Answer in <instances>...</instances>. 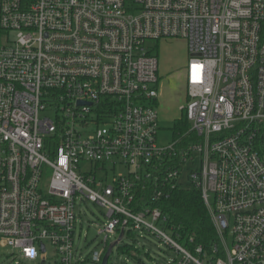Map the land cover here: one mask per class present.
<instances>
[{
  "label": "built area",
  "instance_id": "obj_1",
  "mask_svg": "<svg viewBox=\"0 0 264 264\" xmlns=\"http://www.w3.org/2000/svg\"><path fill=\"white\" fill-rule=\"evenodd\" d=\"M170 37L188 42L190 128L159 145L146 40ZM108 162L127 173L107 183L95 171ZM191 185L217 233L209 248L184 245L161 206ZM85 200L107 218L86 255ZM137 232L173 248L169 264H264V0H0V240L27 260L49 243L56 264H102Z\"/></svg>",
  "mask_w": 264,
  "mask_h": 264
},
{
  "label": "rangeland",
  "instance_id": "obj_2",
  "mask_svg": "<svg viewBox=\"0 0 264 264\" xmlns=\"http://www.w3.org/2000/svg\"><path fill=\"white\" fill-rule=\"evenodd\" d=\"M146 46L157 56L158 69V97L156 108L160 129L157 134L159 145H167L173 141L174 121L182 116V106L187 102V63L190 53L188 42L181 37H170L146 40ZM41 117H49L55 120V113L47 111L41 113ZM199 166L196 159L194 163H188L183 167L180 181L187 183L186 174L189 169ZM86 167V166H85ZM48 170L47 178L50 175ZM97 177L105 178L107 183H112L113 176L126 174L127 170L120 166H114L108 162L104 169L95 171ZM78 220L75 225V246L79 247L83 254H90L103 244L104 233L99 229L107 220L105 209L89 200L80 201L76 204ZM159 226V225H157ZM160 227V226H159ZM164 229V228H163ZM171 235L170 231H166ZM116 235L109 234V242H113ZM185 245V242H182ZM177 254L173 248L160 240L156 235L148 232L126 234L117 242L109 257V264H169ZM46 258V264H56L58 257L54 247L47 243L46 253L40 254L34 260L23 259L18 250L0 240V264H41Z\"/></svg>",
  "mask_w": 264,
  "mask_h": 264
},
{
  "label": "trees",
  "instance_id": "obj_3",
  "mask_svg": "<svg viewBox=\"0 0 264 264\" xmlns=\"http://www.w3.org/2000/svg\"><path fill=\"white\" fill-rule=\"evenodd\" d=\"M189 128L190 124L182 112V116L174 121L173 138L182 137ZM161 206L167 216L168 227L173 234L179 235L180 241L186 242L189 237H193V245L200 244L209 248L217 239L210 212L197 187H177Z\"/></svg>",
  "mask_w": 264,
  "mask_h": 264
},
{
  "label": "water",
  "instance_id": "obj_4",
  "mask_svg": "<svg viewBox=\"0 0 264 264\" xmlns=\"http://www.w3.org/2000/svg\"><path fill=\"white\" fill-rule=\"evenodd\" d=\"M114 244H115V243L111 244V245L108 247V250H107V252H106V254H105L104 258H103V262H102V264H107L108 256H109V254H110V252H111V249H112V247H113ZM43 248H44V247L42 246V249H43ZM41 264H45V260H42Z\"/></svg>",
  "mask_w": 264,
  "mask_h": 264
}]
</instances>
